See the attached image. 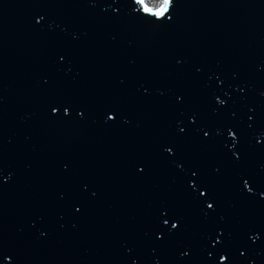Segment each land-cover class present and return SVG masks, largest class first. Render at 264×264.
<instances>
[{"label": "water", "instance_id": "water-1", "mask_svg": "<svg viewBox=\"0 0 264 264\" xmlns=\"http://www.w3.org/2000/svg\"><path fill=\"white\" fill-rule=\"evenodd\" d=\"M175 5L161 26L128 0H0V264H264V0Z\"/></svg>", "mask_w": 264, "mask_h": 264}, {"label": "snow or ice", "instance_id": "snow-or-ice-1", "mask_svg": "<svg viewBox=\"0 0 264 264\" xmlns=\"http://www.w3.org/2000/svg\"><path fill=\"white\" fill-rule=\"evenodd\" d=\"M117 0H112V4H116ZM128 4L131 6V13L136 14L138 17L142 18L146 23L148 24H157V22H159V25H164L165 23H170L173 19L174 16L172 15V13L174 12L175 9V0H161V3L156 6L155 8H153L150 3L149 0H128ZM119 8L117 7H113L112 8V12L116 15H119ZM44 20V16H40L39 19H37L35 21V23L37 25H40L42 23V21ZM61 59L63 60L64 57L61 56ZM199 71V69H198ZM181 98L179 96H177V100H180ZM217 103L220 105L224 104V101L222 100H217ZM50 115L54 118L63 120V119H67V118H71L73 115H75L76 117H79L80 119L84 118V111L80 110V109H73L72 104L70 102L67 101H57L54 100L52 102V104L50 105ZM119 118V114L117 112H115L114 110H109L108 113L106 114V121L111 122L112 124H115L116 121ZM249 120H252L253 117L249 116L248 117ZM189 121L192 124L196 123L195 117L194 116H190L189 117ZM249 127H251V125H249ZM203 132V137L204 138H210V132L207 130H204L203 128L200 129ZM179 132L181 134H184L186 132L185 128H180ZM217 135H219V133H217ZM228 137L231 139V141L233 142V147L235 146V143L238 141V136L236 134V132L232 129H229L227 132ZM257 143H259V141H257ZM165 153H167V155L172 156L174 154V146L173 147H165L164 148ZM233 156L236 157L237 160L240 159L239 156H236L235 152H233ZM178 168H180L181 171H183V168L180 167V165H177ZM3 169L0 168V172H2ZM138 171L142 174L144 169L143 168H139ZM240 180H242V188L244 191H246V193L249 196H254L256 195V191L254 190V188L251 186V180L250 179H244L243 176H241L239 178ZM195 181H199V174L198 171H192L191 172V177L188 179L187 181V186L188 188L193 190V193L198 191L199 197H204L205 198V203H206V207L209 210H212V212L215 211L214 209V203L213 202H207L208 197L210 196V192L208 190V188L203 184L200 183L199 185L195 182ZM259 197L261 200H264V190H261L259 192ZM77 212L80 211V209H76ZM160 211V220L162 222V226L163 227H168L170 225V229H169V234L171 235V230L175 229L177 231H179V226H180V221L178 218H176L175 216H173L171 214V210L167 209V208H162L159 210ZM218 235L222 238L223 237V233L219 232ZM250 239L253 240V243H255L256 241H258L260 239L259 235H253L249 237ZM157 240H162L164 239V236L162 234H158L156 236ZM222 242L221 239H217L216 240V244H220ZM183 256H187L188 253L187 252H183L182 253ZM245 253L244 252H240V256H244ZM0 256H2L3 260L5 262H9L11 260V256L8 253H5L3 251H0ZM211 256V254H209V257ZM227 260V256L226 255H221L220 256V264H225ZM133 264H135V262H133Z\"/></svg>", "mask_w": 264, "mask_h": 264}, {"label": "rangeland", "instance_id": "rangeland-1", "mask_svg": "<svg viewBox=\"0 0 264 264\" xmlns=\"http://www.w3.org/2000/svg\"><path fill=\"white\" fill-rule=\"evenodd\" d=\"M149 3L155 8L161 3V0H149Z\"/></svg>", "mask_w": 264, "mask_h": 264}, {"label": "bare ground", "instance_id": "bare-ground-1", "mask_svg": "<svg viewBox=\"0 0 264 264\" xmlns=\"http://www.w3.org/2000/svg\"><path fill=\"white\" fill-rule=\"evenodd\" d=\"M152 6V5H151ZM153 7V6H152ZM154 8V7H153Z\"/></svg>", "mask_w": 264, "mask_h": 264}]
</instances>
